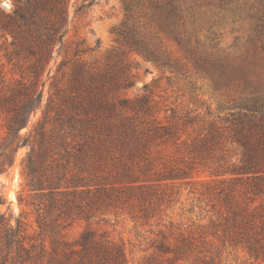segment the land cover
<instances>
[{
	"label": "trees",
	"instance_id": "1",
	"mask_svg": "<svg viewBox=\"0 0 264 264\" xmlns=\"http://www.w3.org/2000/svg\"><path fill=\"white\" fill-rule=\"evenodd\" d=\"M2 17L1 37L11 48H5L4 56L27 66L12 84L5 82L0 69V113L6 127L0 139V172L13 164L20 142L32 137L21 164L31 198L26 205L36 215L37 230L29 235L21 214L12 223L0 213V264H128L123 247L104 235L85 230L69 242L60 230L73 219L110 209L149 220L160 208L165 187L191 177L188 169L193 164L208 165L211 147L203 138L193 142L184 166L157 160L154 144L173 136L172 125L148 117V95L127 96L138 67L123 62L122 52L110 71L80 63L72 66L65 88L53 79L46 106L52 116L44 115L28 137H20L18 131L41 102L38 83L45 72L50 74L54 48L66 32L68 0H18ZM247 109L237 114L233 135L241 147L240 158L227 161L220 155L209 166L215 175H231L207 187L208 195L218 201V221L198 231L181 229L169 220L163 224L168 231L158 230L152 253L141 264H213L208 248L212 239L264 260V112L254 105ZM47 236L50 247L44 242Z\"/></svg>",
	"mask_w": 264,
	"mask_h": 264
},
{
	"label": "rangeland",
	"instance_id": "2",
	"mask_svg": "<svg viewBox=\"0 0 264 264\" xmlns=\"http://www.w3.org/2000/svg\"><path fill=\"white\" fill-rule=\"evenodd\" d=\"M17 1L0 0L1 19ZM67 21L63 40L54 48L47 69L50 74L45 72L38 83L41 102L18 131L20 137H28L44 115L52 116L46 106L53 79L65 88L72 66L80 63L95 71H110L122 52L123 62L133 61L138 67L134 84L125 91L127 96L148 95V117L172 125L173 136L154 144L157 160L167 166H184L190 161L187 149L193 142L203 138L211 147L208 165L193 164L188 169L191 177L165 187L160 208L149 220L110 209L73 219L60 230L69 242L85 230L104 235L123 247L128 264H141L152 253L158 230L168 231L163 224L169 220L181 229L198 231L202 225L209 230V222L218 221V201L208 195L207 187L231 175H215L209 166L220 155L227 161L240 158L241 147L233 137L239 112H249L247 108L253 105L257 112H264V0H68ZM1 33L0 69L5 82L12 84L21 79L27 62L4 56L5 48H11ZM61 63L65 65L56 72ZM5 133L1 112L0 139ZM32 144V137L25 144L21 141L13 164L0 172V213L12 223L21 214L29 235L35 234L37 224L32 207L26 205L31 198L21 162ZM50 241L44 238L47 247ZM211 241L213 264H264L241 247Z\"/></svg>",
	"mask_w": 264,
	"mask_h": 264
}]
</instances>
